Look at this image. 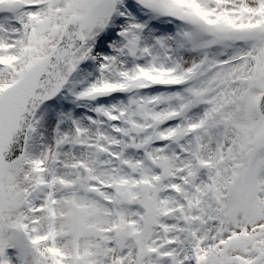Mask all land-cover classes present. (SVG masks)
<instances>
[{
  "label": "snow or ice",
  "instance_id": "snow-or-ice-1",
  "mask_svg": "<svg viewBox=\"0 0 264 264\" xmlns=\"http://www.w3.org/2000/svg\"><path fill=\"white\" fill-rule=\"evenodd\" d=\"M0 264H264V0H0Z\"/></svg>",
  "mask_w": 264,
  "mask_h": 264
}]
</instances>
